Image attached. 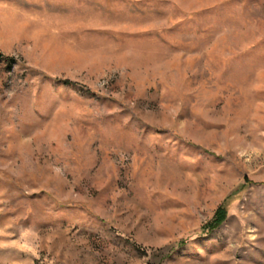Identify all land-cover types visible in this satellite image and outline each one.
Here are the masks:
<instances>
[{"label":"rangeland","instance_id":"rangeland-1","mask_svg":"<svg viewBox=\"0 0 264 264\" xmlns=\"http://www.w3.org/2000/svg\"><path fill=\"white\" fill-rule=\"evenodd\" d=\"M0 52V264H264V0H0Z\"/></svg>","mask_w":264,"mask_h":264},{"label":"trees","instance_id":"trees-1","mask_svg":"<svg viewBox=\"0 0 264 264\" xmlns=\"http://www.w3.org/2000/svg\"><path fill=\"white\" fill-rule=\"evenodd\" d=\"M3 54L0 52V58ZM227 217V208L225 204H221L215 211L213 219L207 223V226L210 230L218 227Z\"/></svg>","mask_w":264,"mask_h":264}]
</instances>
